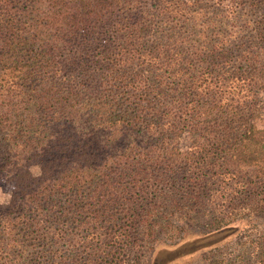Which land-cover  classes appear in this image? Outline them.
Instances as JSON below:
<instances>
[{"label":"trees","instance_id":"16d2710c","mask_svg":"<svg viewBox=\"0 0 264 264\" xmlns=\"http://www.w3.org/2000/svg\"><path fill=\"white\" fill-rule=\"evenodd\" d=\"M36 1L0 40V264H129L177 220L264 210V48L140 40L153 12L183 15L164 3Z\"/></svg>","mask_w":264,"mask_h":264},{"label":"rangeland","instance_id":"374dc122","mask_svg":"<svg viewBox=\"0 0 264 264\" xmlns=\"http://www.w3.org/2000/svg\"><path fill=\"white\" fill-rule=\"evenodd\" d=\"M145 1L152 11L164 3L175 10H182L183 15L173 14L170 17V13L163 10L153 12L149 22L152 31L143 34L140 40H229L234 42L230 46L234 57L242 44L245 50H250L252 46L264 48V5L259 0ZM38 6L36 0H0V29H3L0 40L7 39L4 34L7 24L19 22L17 27L25 30L26 21L30 14H37ZM81 35L77 40H102L100 30ZM21 52V56L26 55L23 49ZM12 194L10 185H0V205H7ZM170 199L173 206L185 204L181 194H172ZM234 203H226L220 198L212 209L232 208ZM261 211L248 214L249 210H243L230 223L229 230L214 233H209L204 227L210 221L208 213L194 216L195 220L188 226H185L186 220L175 218L179 227L184 228L171 234L157 230L151 236L141 235L140 244L144 247L136 251L137 261L129 264H264V210Z\"/></svg>","mask_w":264,"mask_h":264}]
</instances>
